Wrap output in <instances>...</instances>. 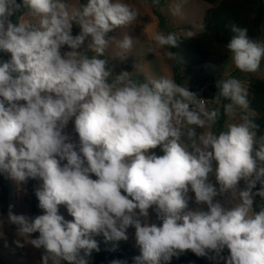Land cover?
<instances>
[{
  "label": "clouds",
  "instance_id": "obj_1",
  "mask_svg": "<svg viewBox=\"0 0 264 264\" xmlns=\"http://www.w3.org/2000/svg\"><path fill=\"white\" fill-rule=\"evenodd\" d=\"M184 3H170L171 16L182 17ZM150 6L164 10L161 0ZM140 21L132 0H0V176L36 181L42 210L9 205L0 229L15 226L17 248L42 249L41 264H93L97 237L116 251L129 229L139 250L131 264H171L187 252L264 264V126L249 88L225 74L204 98L174 75L115 71ZM206 30L154 31L149 51L182 65L169 49ZM230 31L231 66L258 73L264 36Z\"/></svg>",
  "mask_w": 264,
  "mask_h": 264
},
{
  "label": "rangeland",
  "instance_id": "obj_2",
  "mask_svg": "<svg viewBox=\"0 0 264 264\" xmlns=\"http://www.w3.org/2000/svg\"><path fill=\"white\" fill-rule=\"evenodd\" d=\"M137 4L141 12V21L138 23L135 32L138 37V42L133 53L128 57L127 61L121 62L119 58L111 61L115 65V71L126 69L134 71L138 76L144 78L154 74H177L178 82L188 84L190 90L198 91L204 98L210 94L211 88H215V82L225 74L237 76L245 81L246 86L256 81H264V64L256 74H242L235 70L230 61L220 68H214L204 65L202 68H193L190 70L176 69V62L170 61L161 52H150L149 42L154 31H174L182 34L184 30H196V26L202 23L204 12L209 8V5L199 0H185L182 17H173L168 12V5L174 0H161L164 6L163 11L155 10L150 6V0H132ZM74 34L78 33L79 29L74 27ZM199 33V32H197ZM264 36V35H262ZM110 50L108 56L111 57ZM7 59V57H5ZM72 125H69L71 130ZM0 182L4 185V200L0 206V214L6 217L9 205H13V211L16 214L39 215L42 210L35 206V210L30 209L28 200L26 198L27 186H18L13 180L0 176ZM222 201L230 199V194L220 197ZM194 205L190 204V207ZM60 213L66 219H72L65 208H60ZM153 215V219H154ZM3 235H0V264H41L42 249L37 250L31 245L25 246L23 249L17 248L14 241L17 239L15 235V226L5 224L2 229ZM129 240L127 242H120L119 247H128L123 249L124 256L131 259L132 256L138 255L139 250L135 245L134 229H129ZM38 235V234H33ZM209 264L210 261L207 260Z\"/></svg>",
  "mask_w": 264,
  "mask_h": 264
},
{
  "label": "trees",
  "instance_id": "obj_3",
  "mask_svg": "<svg viewBox=\"0 0 264 264\" xmlns=\"http://www.w3.org/2000/svg\"><path fill=\"white\" fill-rule=\"evenodd\" d=\"M209 5L204 12L202 23L206 25L207 30L187 41L181 42L178 48L169 49L178 53L183 57L184 63L177 64L176 69L190 70L193 68H202L208 65L214 68H220L226 64L228 54L224 45L230 39L232 33L230 31L231 24H238L249 29V35L253 37H261L264 35V0H199ZM0 57L6 59L3 54ZM178 82L177 74H174ZM216 91L211 88L210 94L206 95L210 98ZM251 107L256 110L259 116V122L264 126V81L256 80L249 85ZM36 181H29L27 186L26 198L30 209L35 210L38 203L34 195V186ZM4 185L0 182V206L4 200ZM100 240V252L93 254V264H109V261L115 258H126L123 249L118 248L116 251H109L110 245ZM225 255L227 251L225 250ZM131 264V259H129ZM171 264H209L205 258H198L191 252L180 256L178 259L173 258Z\"/></svg>",
  "mask_w": 264,
  "mask_h": 264
}]
</instances>
